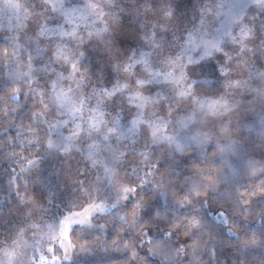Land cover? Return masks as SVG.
Returning <instances> with one entry per match:
<instances>
[{
	"label": "rangeland",
	"instance_id": "1",
	"mask_svg": "<svg viewBox=\"0 0 264 264\" xmlns=\"http://www.w3.org/2000/svg\"><path fill=\"white\" fill-rule=\"evenodd\" d=\"M23 1L28 2L0 0V36L13 49L6 77L28 84L35 125L30 130L13 129L11 142L17 150L0 165V264H66L119 253L123 244L108 243L105 237L113 221L124 219L141 242L150 244L155 237L170 240V250L161 253L163 258L171 256L173 249H181L180 241L160 223L139 229L143 215L154 204L208 206L209 192L224 189L226 183L209 182L190 169L189 161L196 155L208 156L231 174L237 165L264 166V61L246 68L243 61L251 56L249 62H257L264 50L259 48L254 55L253 49H244L245 53L229 41L219 43L221 66L214 62V68L225 76L201 81L217 83V90L201 93L191 85L179 86L173 75L183 64L178 58L173 74L135 94L139 97H134L137 101L127 118L133 122L126 124L120 110L88 104L95 98L90 90L84 95L83 83L86 80L89 86L90 80L88 58L87 66L80 68L75 57L84 58L88 33L77 41L68 17L45 21L41 10L36 16ZM41 18L50 23L42 31ZM218 48L210 54L216 55ZM101 72L103 62L96 74ZM155 86L166 87L167 100L154 96ZM143 96L147 101L139 99ZM170 168L185 172L187 180L174 185ZM30 190H36L39 200L31 198ZM128 206L129 215L123 209ZM74 225L101 233L103 239L76 246L69 236Z\"/></svg>",
	"mask_w": 264,
	"mask_h": 264
},
{
	"label": "trees",
	"instance_id": "2",
	"mask_svg": "<svg viewBox=\"0 0 264 264\" xmlns=\"http://www.w3.org/2000/svg\"><path fill=\"white\" fill-rule=\"evenodd\" d=\"M23 5L36 16L41 10L45 21L52 16L63 20L68 17L76 28L77 41L82 42L84 31L88 33L84 58L80 54L75 57L80 68L87 66L88 58L90 80L89 86L86 80L83 83L84 95L90 90L95 98L88 104L120 110L126 124L133 122L127 118L137 101L134 97H139L135 94L173 74L178 58L183 64L173 75L179 86L191 85L201 93L217 90L216 82L202 85L201 81L225 76L214 68V62L221 66L218 51L223 46L219 43L229 41L243 52L253 49L254 55L259 48L264 50V0H28ZM45 21L40 19L38 30L48 28L50 23ZM216 47V55L210 54ZM12 50L11 42L0 36V165L17 150L11 142L13 129L30 130L35 126L30 116L28 84L6 77ZM222 51L228 56V51ZM250 57L243 59L244 68L258 67L264 61L263 56L249 62ZM101 62L105 72L96 74ZM165 89L155 86L154 96L166 99ZM139 99L147 101L144 96ZM208 151L215 156L212 148ZM188 166L215 185L225 179L224 189L209 192L208 206L200 202L186 203L185 208L154 204L139 223V229L160 223L180 241V250L172 248V255L163 258L161 250H170V240L155 237L150 244L141 242L136 231L128 229L126 219L115 220L105 240L122 243V251L100 258H76L66 264H264V166L252 169L247 164L237 165L231 174L220 161L204 155H196ZM169 175L174 185L187 180L178 168H170ZM30 196L39 200L36 190H30ZM123 209L127 215L132 212V207ZM69 236L76 246H91L103 239L101 233L77 225L71 227Z\"/></svg>",
	"mask_w": 264,
	"mask_h": 264
}]
</instances>
